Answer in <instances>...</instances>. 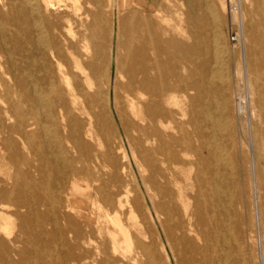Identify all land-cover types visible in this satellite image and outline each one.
<instances>
[{
  "label": "bare ground",
  "instance_id": "bare-ground-1",
  "mask_svg": "<svg viewBox=\"0 0 264 264\" xmlns=\"http://www.w3.org/2000/svg\"><path fill=\"white\" fill-rule=\"evenodd\" d=\"M188 3L185 13L182 0H0V264H49L52 247L69 244L70 229L82 250L83 228L92 225L74 205L81 192L93 194L111 239L99 247L98 264H130L121 247L122 239L133 245L126 219L159 239L160 246L138 243L145 264L235 262L222 220L233 160L218 142L232 132L209 116L224 78L217 22L225 1ZM238 5L259 150L264 0ZM195 9L214 27L210 76L200 63L192 72L178 66L201 49L186 41ZM206 132L209 141L201 140ZM48 215L54 244L44 229ZM85 261L78 264H95Z\"/></svg>",
  "mask_w": 264,
  "mask_h": 264
},
{
  "label": "rangeland",
  "instance_id": "rangeland-1",
  "mask_svg": "<svg viewBox=\"0 0 264 264\" xmlns=\"http://www.w3.org/2000/svg\"><path fill=\"white\" fill-rule=\"evenodd\" d=\"M224 1H225V9H224L225 11L220 15V17H218V22H217L218 33L220 31L219 34L220 41L222 42L225 48L224 49L225 53L223 52L221 54L224 63L223 66L221 67L222 69L221 68L219 69L220 67L219 66L218 67L219 71H217V69H215L216 67L213 64V61L211 60L212 56L211 58L209 56L210 54L211 55L213 54L212 52L213 32H211L213 30L211 29L214 27H212L213 25L207 22L208 20H205L206 17L205 18L203 17L205 12L204 9L194 10V14L196 15L195 23L197 24V26L196 28H191L189 30L190 34L188 36V39H186L189 45H194L199 43L201 45L200 46L201 49L198 50H199V54L202 55L197 54L196 56L193 57L189 56L190 58L187 59L179 57L178 66L186 65L188 66L189 68L188 71L190 72L197 71L199 70L198 67H200L202 71H205L204 74L206 76L211 75L212 72L211 70H213V72L215 70V72L217 71L219 73L221 71L220 74L221 75L223 74L224 76L223 78L224 81L223 80L217 81L218 83L220 82L219 84H217L220 87H218L217 90L218 94L216 95L217 96L216 106L218 108L216 110H212V113L209 112L210 114L209 116H212L213 114V116L215 118L217 117L219 119V122L223 124V126L226 127L227 130L229 128L228 131L231 130L232 132L230 134L231 136L227 137L228 140L226 139V141L228 142L222 139L218 140V142L221 143V146H223V148L226 151L229 150L228 152L231 154L233 160V164L230 170L231 175L228 178L229 182L228 180L226 181L227 183L225 187L226 197L224 199L223 202L224 204L222 206V209H224L222 210V216H223L222 220L224 221V223H226L225 224L226 226H230L231 228V230L229 228L226 229V230L229 229L228 231H226V236H228L227 238L229 239L230 247L232 248L231 250L235 258V262L233 264H264V175H263L264 168L262 169L260 167V166L264 167V149L260 148L258 150L253 145L252 137H251V124H252L251 92H250V83L248 82L247 79L246 68L244 63H242L244 58L245 35H244V30L242 29V26L237 17V12H239L238 0H224ZM182 3H183L182 6L183 11H185L186 13L189 9L188 0H182ZM202 19L205 24L204 23L198 24L199 20L202 21ZM205 26L208 27L207 30ZM198 27H201L202 29L204 28L203 29L204 33L203 32L202 33L199 32V34L195 33L194 30H196ZM204 34L207 37H205ZM204 40H206V42ZM205 43H208L210 47L209 46L206 47ZM202 44L204 46H202ZM205 47L207 49L211 48L210 51L207 50ZM198 59L199 60L201 59V61H199ZM207 71L209 73H207ZM223 82H225V84ZM228 84L230 85L228 86ZM224 85H226L225 87L228 88L226 89L228 92H227V98H226L227 102L225 108L222 107L223 100H222V96L220 95L224 91ZM206 133L202 135L203 139L201 140L203 141L211 140V138L208 136V133L207 134ZM250 168L251 170H249ZM257 172H262L261 177L258 178L257 176L256 178V175H258ZM82 184L85 185V182H82ZM78 197L79 198H76V200L74 201V205L76 206V208L79 207L82 208L83 210L82 215L84 216L83 220L84 221L87 220L89 223H91L92 228L91 229L83 228L82 233H84L85 240L82 242L83 244V246H81L82 250H79L78 248L74 247V242L72 238L73 237L72 229L68 231L69 233L66 232V236L69 240V244L66 245L65 248H60L59 246L54 245L52 247V250H50V252L48 253L47 261L49 262V264H54V263L78 264V263L87 262L85 260L88 258L89 260L94 261L95 264H98V262L102 260V257L98 255L99 247L101 248V245L110 243L111 239L108 234L107 226L103 221V219L99 217L100 212H98L97 210L91 207V200L94 197L93 194H87V192H81L78 194ZM229 198L231 199V201ZM88 212H93V213L91 215ZM59 214L60 213H58L57 218H60ZM137 216H138L136 217L137 220H140L142 218V215H140L139 213L137 214ZM148 216L150 215L148 214ZM47 220L48 221H46L44 224V229L48 234L47 238L49 242H52L53 244L57 243L58 235H56V227L51 221V216L48 215ZM14 222L15 225L16 223H18V221H14ZM125 223L128 224L130 228L131 236L133 238V245L131 248L132 250L127 246V244L123 241V239L121 240L122 250L125 251L127 257L125 263L132 264L131 262L133 260L131 258H134V261L136 258L135 261L136 264L147 263L146 256L144 255V253L141 252V250L138 249L137 245L139 242L148 243L154 240V242L157 241L156 244L160 246L159 239L157 237L156 239L155 238L153 239L152 238L153 236H151L149 233H146L147 230L145 229L144 226H142L141 228L136 226L133 223V219L132 220L126 219ZM88 233H90L89 235H91L90 241L88 240L89 238Z\"/></svg>",
  "mask_w": 264,
  "mask_h": 264
}]
</instances>
